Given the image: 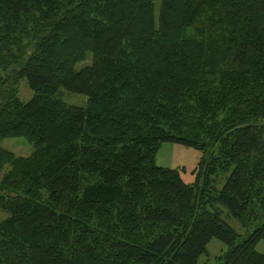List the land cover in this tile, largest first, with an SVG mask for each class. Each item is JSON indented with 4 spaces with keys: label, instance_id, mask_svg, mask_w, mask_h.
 I'll use <instances>...</instances> for the list:
<instances>
[{
    "label": "trees",
    "instance_id": "obj_1",
    "mask_svg": "<svg viewBox=\"0 0 264 264\" xmlns=\"http://www.w3.org/2000/svg\"><path fill=\"white\" fill-rule=\"evenodd\" d=\"M12 138L34 153L0 148V264H198L212 240L264 264V0H0ZM165 143L204 153L193 184Z\"/></svg>",
    "mask_w": 264,
    "mask_h": 264
},
{
    "label": "rangeland",
    "instance_id": "obj_2",
    "mask_svg": "<svg viewBox=\"0 0 264 264\" xmlns=\"http://www.w3.org/2000/svg\"><path fill=\"white\" fill-rule=\"evenodd\" d=\"M90 62L77 66V69L88 65ZM18 95L21 102L26 103L32 98V93L28 89L25 81H21L18 87ZM67 105L84 108L86 98L83 96L70 95L61 92L56 97ZM0 148L11 152L16 157L28 158L33 155L34 148L22 138L6 139L0 142ZM204 157L202 151L186 147L180 144L165 143L159 148L154 165L158 168L174 170L179 173L183 183L191 185L195 182L197 166L199 161ZM227 176V175H226ZM225 182V177L219 179L218 188ZM7 218V214L0 211V221ZM227 225L232 228L238 235H245L246 229L236 220L223 217ZM225 247L217 240H212L206 247L207 254L203 256L198 264H214V259L224 252ZM256 252L264 255V241L256 246Z\"/></svg>",
    "mask_w": 264,
    "mask_h": 264
}]
</instances>
